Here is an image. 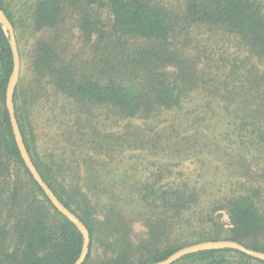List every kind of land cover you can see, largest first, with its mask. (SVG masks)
Wrapping results in <instances>:
<instances>
[{
  "label": "trees",
  "instance_id": "16d2710c",
  "mask_svg": "<svg viewBox=\"0 0 264 264\" xmlns=\"http://www.w3.org/2000/svg\"><path fill=\"white\" fill-rule=\"evenodd\" d=\"M5 1L0 0V10L15 29ZM28 5L32 29L40 36L14 93L15 117L42 180L88 230L89 251L83 264H153L184 247L218 240L264 253V219L252 199L240 197L226 203V227L218 214L222 207L197 208L195 188L186 183L172 188L163 185L171 177L167 169L164 174L158 169L146 179L110 169L108 183L93 168H86L82 176L65 177L61 163L56 169L39 161L31 128V110L48 95L47 85L79 108H104L121 120H149L178 109L192 74L188 76L172 40L190 29H219L239 40L248 59L264 63V0H184L181 15L163 0H30ZM94 7L109 11L119 45L120 40L132 41L133 48L124 49L123 54L120 47L114 63L105 62L97 72L85 75L59 62L56 37L68 14L77 16V28L86 39L101 33L91 18ZM16 41L21 51L19 35ZM169 66H176L179 75L166 72ZM12 67L9 38L0 24V264H74L82 237L47 201L14 141L5 107ZM252 87L264 88V79ZM247 126L255 127L244 121ZM256 131L252 142L264 150V136L259 128ZM111 138L104 136V144L98 142V146L113 149L116 140L110 145ZM137 222L145 235L134 240ZM250 263L264 264L231 250L199 252L174 264Z\"/></svg>",
  "mask_w": 264,
  "mask_h": 264
},
{
  "label": "rangeland",
  "instance_id": "374dc122",
  "mask_svg": "<svg viewBox=\"0 0 264 264\" xmlns=\"http://www.w3.org/2000/svg\"><path fill=\"white\" fill-rule=\"evenodd\" d=\"M29 1H5L16 22L15 37H21L19 81L40 36L32 29ZM183 2L163 0L177 15L182 14ZM92 10V21L101 33L86 39L77 28V16L68 14L56 37L59 62L85 75L97 72L105 62L114 63L120 47L123 54L127 53L124 49L133 48L132 41L120 40L119 45L107 9ZM172 41L188 76L192 74L178 109L149 120H121L104 108H79L47 85L48 95L31 110L39 161L56 169L61 163L65 177L82 176L86 168H93L104 183L109 182L110 169L143 179L167 169L171 177L163 185L172 188L186 183L195 188L197 208L222 207L218 214L226 227L228 215L223 207L240 197L252 199L264 219V150L252 142L256 128L264 136V88L252 87L264 79V63L248 59L239 40L219 29H190ZM166 72L180 73L176 66L167 67ZM244 121L255 127L244 128ZM107 135L113 136L110 145L116 140L108 151L98 146ZM144 235V227L135 223L133 239Z\"/></svg>",
  "mask_w": 264,
  "mask_h": 264
},
{
  "label": "water",
  "instance_id": "95a60500",
  "mask_svg": "<svg viewBox=\"0 0 264 264\" xmlns=\"http://www.w3.org/2000/svg\"><path fill=\"white\" fill-rule=\"evenodd\" d=\"M0 24L2 25L3 29L8 35L9 38V45L12 53L13 59V67L12 72L10 74L6 92H5V107L6 113H8L11 129L14 137L15 144L19 151L20 158L23 161L25 168L28 170L29 174L36 182V184L40 187L43 191L44 195L48 199L47 201L51 203V205L56 209V211L65 217L71 224L75 226L82 237V247L79 254V257L74 262V264H83L87 258L88 251H89V244H90V237L88 230L84 226V224L71 212L69 211L60 201H58L57 197L54 193L50 190V188L46 185V183L42 180L41 176L39 175L38 171L36 170L22 139V135L20 133V129L15 117V110H14V93L16 87L19 82L20 76V56L18 51V46L16 42V37L14 33L13 26L8 19L4 15V13L0 10ZM218 250H231L239 252L243 255H246L252 259L257 261L264 262V253L257 252L250 250L243 245L228 240H218V241H205L200 242L194 245H190L184 247L172 255H170L167 259L153 263V264H174L175 262L179 261L183 257H186L191 254H196L199 252L204 251H218Z\"/></svg>",
  "mask_w": 264,
  "mask_h": 264
}]
</instances>
